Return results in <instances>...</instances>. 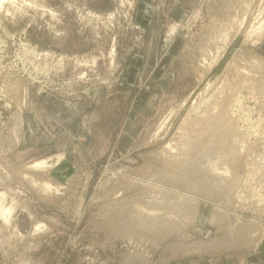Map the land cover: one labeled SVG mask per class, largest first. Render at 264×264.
Here are the masks:
<instances>
[{
  "label": "rangeland",
  "instance_id": "obj_1",
  "mask_svg": "<svg viewBox=\"0 0 264 264\" xmlns=\"http://www.w3.org/2000/svg\"><path fill=\"white\" fill-rule=\"evenodd\" d=\"M212 260L264 264V0H0V264Z\"/></svg>",
  "mask_w": 264,
  "mask_h": 264
},
{
  "label": "crops",
  "instance_id": "obj_2",
  "mask_svg": "<svg viewBox=\"0 0 264 264\" xmlns=\"http://www.w3.org/2000/svg\"><path fill=\"white\" fill-rule=\"evenodd\" d=\"M49 108L55 112L56 114L61 113V117H63V122H68V118L71 117V120H73L78 114L83 112L86 108L87 105L82 104V105H77L73 107L71 113H68V111L64 110V106L60 104L57 101H49L48 102ZM182 264H217L216 261H198V262H185ZM226 264H233L232 262H228Z\"/></svg>",
  "mask_w": 264,
  "mask_h": 264
},
{
  "label": "bare ground",
  "instance_id": "obj_3",
  "mask_svg": "<svg viewBox=\"0 0 264 264\" xmlns=\"http://www.w3.org/2000/svg\"><path fill=\"white\" fill-rule=\"evenodd\" d=\"M4 1V0H3ZM7 211H10L9 209L7 210ZM4 213H6V212H4ZM5 215V214H4Z\"/></svg>",
  "mask_w": 264,
  "mask_h": 264
}]
</instances>
